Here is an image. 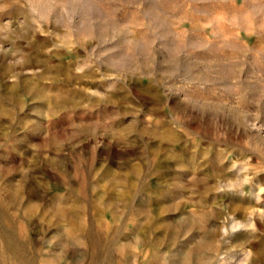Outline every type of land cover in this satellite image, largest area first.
Segmentation results:
<instances>
[{"label":"rangeland","instance_id":"374dc122","mask_svg":"<svg viewBox=\"0 0 264 264\" xmlns=\"http://www.w3.org/2000/svg\"><path fill=\"white\" fill-rule=\"evenodd\" d=\"M0 264H264V0H0Z\"/></svg>","mask_w":264,"mask_h":264}]
</instances>
